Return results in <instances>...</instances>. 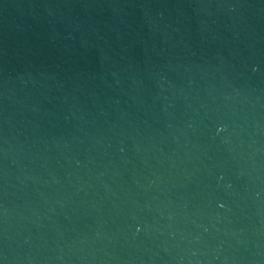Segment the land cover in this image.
<instances>
[{
	"label": "water",
	"instance_id": "1",
	"mask_svg": "<svg viewBox=\"0 0 264 264\" xmlns=\"http://www.w3.org/2000/svg\"><path fill=\"white\" fill-rule=\"evenodd\" d=\"M0 264H264V0H0Z\"/></svg>",
	"mask_w": 264,
	"mask_h": 264
}]
</instances>
